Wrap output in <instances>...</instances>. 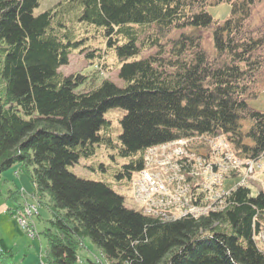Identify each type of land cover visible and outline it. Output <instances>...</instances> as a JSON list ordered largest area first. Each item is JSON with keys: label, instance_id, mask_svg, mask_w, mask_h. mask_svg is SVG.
Instances as JSON below:
<instances>
[{"label": "trees", "instance_id": "1", "mask_svg": "<svg viewBox=\"0 0 264 264\" xmlns=\"http://www.w3.org/2000/svg\"><path fill=\"white\" fill-rule=\"evenodd\" d=\"M261 1L59 0L35 14L39 0H0V175L16 162L32 166L34 193L48 196L51 213L48 264H78L85 237L105 257L87 264H264L254 237L264 189L236 183L224 207L164 219L69 168L104 140L128 157L117 176L131 178L148 146L217 131L239 155L264 161V111L247 101L264 81V18L254 16ZM221 2L230 10L215 18L208 5ZM199 28L211 29L214 52ZM111 48L122 85L105 77L84 88L88 73L59 69L75 50L111 69ZM111 105L127 110L119 143L99 132ZM18 193L10 189L17 201ZM0 242V264H19Z\"/></svg>", "mask_w": 264, "mask_h": 264}, {"label": "rangeland", "instance_id": "2", "mask_svg": "<svg viewBox=\"0 0 264 264\" xmlns=\"http://www.w3.org/2000/svg\"><path fill=\"white\" fill-rule=\"evenodd\" d=\"M58 1L39 0V4L34 8V13L39 14L53 7ZM208 9L215 18H223L228 14L230 4L228 2L209 4ZM254 16L256 21L264 18V0L255 6ZM196 31L203 35L204 46L207 50L214 52L215 47L211 29L199 28ZM156 50V47L144 50L142 56H148ZM105 56L111 69H104L101 64H98V59L89 62L85 55L77 50L71 53L69 62L61 65L59 69L65 74L76 71L88 73L90 76L85 86H82L84 88L98 84L105 77L111 78L117 84L122 85L124 81L118 75L120 62L115 49H109ZM247 101L252 107L264 111V81L257 95L248 96ZM126 111V108L118 105L107 107L104 111L107 123L102 125L99 132L103 136H110L115 143H119L122 132L121 118ZM244 124L248 126L250 120L245 119ZM98 143L94 154L81 156L77 162L69 165V168L82 177L108 182L115 190L124 195L125 204L128 207L141 210L140 203L135 199L132 191V180L138 176V171H135L131 178L127 176L118 177L117 173L120 171V166L128 161V157L119 155L117 146H112L104 140ZM260 164V166L256 165L255 171L259 179L251 180L250 184H248L254 193L258 192L262 187L264 188V161H261ZM28 168H32V166L16 162L0 175V238H3L4 242L12 247L14 259L19 264H42V261L47 262L48 240L44 230L50 225L51 213L47 206L48 196L34 193L35 185L31 181ZM238 181L239 177L227 178L225 186L231 188ZM21 183L27 185L26 188H16L19 191V201H17L10 196V189ZM29 204L38 207V213L34 212L31 216H28V220L34 224L36 230L34 237L29 234L19 221V212L24 214L26 206ZM0 245H2V242H0ZM259 245L264 248L262 243H259ZM78 253V264H87L88 259L105 261L100 248L89 237H85L80 242Z\"/></svg>", "mask_w": 264, "mask_h": 264}, {"label": "built area", "instance_id": "3", "mask_svg": "<svg viewBox=\"0 0 264 264\" xmlns=\"http://www.w3.org/2000/svg\"><path fill=\"white\" fill-rule=\"evenodd\" d=\"M143 160L132 180L133 194L143 211L164 219L198 216L224 207L230 190L226 179L235 172L237 184L248 185L259 179L255 171L261 165L238 155L222 131L152 144L145 149ZM34 212L38 213V207L30 204L24 214L19 212L20 223L33 237L36 230L28 216ZM254 237L264 245V225Z\"/></svg>", "mask_w": 264, "mask_h": 264}, {"label": "crops", "instance_id": "4", "mask_svg": "<svg viewBox=\"0 0 264 264\" xmlns=\"http://www.w3.org/2000/svg\"><path fill=\"white\" fill-rule=\"evenodd\" d=\"M26 185L27 184H24V183H21V184H19V185H17L16 187H14V188H20V187H25L26 188ZM0 239H2L3 240V238H0ZM3 242H4V240H3ZM6 245H7V243L6 242H4ZM8 246V245H7ZM10 247V246H9Z\"/></svg>", "mask_w": 264, "mask_h": 264}]
</instances>
